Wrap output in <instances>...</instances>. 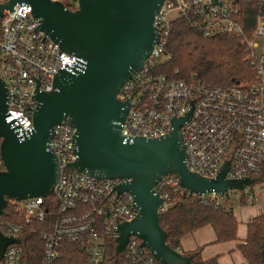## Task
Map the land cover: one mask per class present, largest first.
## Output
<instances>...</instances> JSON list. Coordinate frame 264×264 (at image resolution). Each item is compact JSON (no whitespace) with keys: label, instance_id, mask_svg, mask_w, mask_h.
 <instances>
[{"label":"built area","instance_id":"obj_1","mask_svg":"<svg viewBox=\"0 0 264 264\" xmlns=\"http://www.w3.org/2000/svg\"><path fill=\"white\" fill-rule=\"evenodd\" d=\"M67 1L72 9L61 3L68 10H75L77 0ZM248 1L220 0V5H212L211 0L164 1L153 21L158 38L152 52L117 94L121 102L128 103V113L124 121L118 123L124 142L163 138L170 132L173 119L190 113L180 129L190 172L215 179L229 163L225 180L262 177L242 191H211L198 196L168 175L155 187L163 200L159 215L178 198L227 211L264 204V43L261 48L255 44L257 38H264V16L256 18L252 36L244 38L241 5ZM172 11L177 13L175 19H187L204 37L225 35L239 39L254 79L223 88L160 74L158 69L166 58V41L175 20L169 19ZM36 29L37 24L26 4L15 5L11 12L0 17V80L6 88L5 122L20 141L28 139L33 132L32 116L37 107L35 91H53L56 74L67 71L75 75L84 65L82 59L62 52ZM74 134L71 125L60 123L46 144L60 170L51 194L21 202L8 200L9 212L22 217L24 225L0 220L1 234L20 241V244L6 246L0 264H22L24 242L28 238L25 228L31 226L33 242L38 244L35 249L38 264L60 263L63 244L78 245L84 252V264H107L109 245L113 246L114 256L117 226L137 216L133 197L115 190L128 180H98L68 168L76 159ZM140 244L137 236H130L124 253L119 256H124L129 264H157Z\"/></svg>","mask_w":264,"mask_h":264},{"label":"water","instance_id":"obj_2","mask_svg":"<svg viewBox=\"0 0 264 264\" xmlns=\"http://www.w3.org/2000/svg\"><path fill=\"white\" fill-rule=\"evenodd\" d=\"M164 1L77 0L73 11L58 0L0 3V17L15 5H28L36 30L62 52L84 61L75 75L67 71L56 74L53 91H35L33 132L24 141L5 122L6 88L0 80V216L8 200L21 202L51 194L60 170L46 144L60 123L75 129L76 159L68 168L98 180H128L115 190L133 197L138 214L117 226L114 257L124 253L130 236H137L140 247L148 250L157 264H193L196 253L183 255L171 249L167 232L160 226L158 208L163 200L155 187L164 177L174 176L182 188L198 196L211 191H242L262 179L225 180L229 163L215 179L190 172L180 136L190 113L173 119L170 132L163 138L123 141L118 123L124 121L128 103L121 102L117 94L152 52L158 38L153 21ZM211 4L220 5V0H211ZM10 244L20 241L0 232V263Z\"/></svg>","mask_w":264,"mask_h":264},{"label":"trees","instance_id":"obj_3","mask_svg":"<svg viewBox=\"0 0 264 264\" xmlns=\"http://www.w3.org/2000/svg\"><path fill=\"white\" fill-rule=\"evenodd\" d=\"M7 0H2L3 3ZM61 2L68 8L67 0ZM240 23L244 38L249 39L256 26V18L264 16L262 0H249L241 5ZM166 58L159 66L158 72L168 77L180 80L193 79L210 87H232L245 84L254 79L252 67L246 59L244 46L239 39H230L225 35L204 37L191 27L185 18H177L171 23L170 34L165 46ZM0 220H7L18 225H24L22 217L9 212V206L4 210ZM161 228L167 232V244L180 252L181 239L196 230L210 227L216 244L237 241L238 221L232 210L222 207L204 206L198 201L175 199L174 203L159 215ZM28 238L24 242V260L22 264H38V244L33 242V226L26 227ZM64 255L58 264H84L85 256L76 244H63ZM113 246L106 251L107 264H129L124 256L115 258ZM236 249L246 264H264V212L252 218L246 224V236ZM40 250V248H39ZM190 255L191 253H182ZM193 253V252H192ZM192 259L193 264H219V257L203 260L198 251Z\"/></svg>","mask_w":264,"mask_h":264},{"label":"crops","instance_id":"obj_4","mask_svg":"<svg viewBox=\"0 0 264 264\" xmlns=\"http://www.w3.org/2000/svg\"><path fill=\"white\" fill-rule=\"evenodd\" d=\"M240 236L243 241L246 236V226L241 233L238 234L237 231V238ZM214 240L215 234L210 227L201 228L181 239L180 252L195 253L198 251L203 260L218 256L219 264H243L241 263L243 258L237 251L234 242L214 245Z\"/></svg>","mask_w":264,"mask_h":264},{"label":"rangeland","instance_id":"obj_5","mask_svg":"<svg viewBox=\"0 0 264 264\" xmlns=\"http://www.w3.org/2000/svg\"><path fill=\"white\" fill-rule=\"evenodd\" d=\"M0 1H2V0H0ZM176 17H177V13L175 11H172L169 15L170 20H173ZM263 43H264V38H257L255 40V44L259 48H261V45ZM262 212H264V204L234 210L233 214L238 221V228H237L238 234L241 233V231L244 229V227L246 226V222H249L252 218L261 214ZM237 242L238 243L242 242L241 236L237 238L236 243ZM241 263L246 264L244 262V260Z\"/></svg>","mask_w":264,"mask_h":264}]
</instances>
